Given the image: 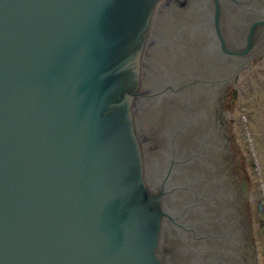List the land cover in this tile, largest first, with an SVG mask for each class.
Instances as JSON below:
<instances>
[{"label": "water", "instance_id": "1", "mask_svg": "<svg viewBox=\"0 0 264 264\" xmlns=\"http://www.w3.org/2000/svg\"><path fill=\"white\" fill-rule=\"evenodd\" d=\"M124 9L128 10L127 8ZM122 10L123 8L120 7V14L125 12ZM251 16L253 18L258 17L259 19L260 17H264V11L262 12V15L252 14ZM258 19L254 21L252 26H249L248 22L244 23L246 24V32L242 31V34L246 33L244 38L248 39L247 44H245V42H242L243 40H240L239 43H236L233 40V37L236 33L234 31H231V37L234 42L231 43L232 48H229L223 35L220 34L222 41H218L217 46L215 47L214 45L213 48L215 47L214 52H218L221 55V58L216 60L214 58H210L209 64V66L212 68H218L215 69L216 73L214 75H211L212 72H207V75L199 74V69L201 68V66L208 64V59L207 62L202 63V61L200 62L201 64H198V129L203 133V141L207 140L209 142H215L217 133L220 134V141L222 142H219V144H221L220 149L223 148L221 151L224 155V160L218 161V155L214 154L212 170H215V172L219 174H222L221 172H224L227 174L226 176L230 178L225 182L227 187V200L225 206L220 202V213L222 214L225 209L224 215L221 217L220 221L217 220L219 222H215L214 224L203 222V224L204 228L217 226L220 229L224 225L231 224V226L235 230L236 236L232 238L234 240L233 248L230 249L229 247H226L224 251L225 257L227 259V264H258V255L252 238L253 227L250 225L247 216V204L249 203L250 192L249 185L246 179L241 180L232 170L234 155L229 151L228 148L229 145L227 139H230L229 134L222 133V127L223 125H225L226 121L223 117V109L220 105L221 103L219 104V100L222 98L221 92L224 89L226 83L233 77L237 78L238 72L246 65L247 61L245 58L244 62L240 63L239 65H229L230 73L227 77L224 78L226 79V82H224L222 79L225 73L223 72L222 66L227 65V60L226 54L221 51V48L230 56L235 54L243 56L247 55L248 52L250 53V50L255 45V37L258 31H260L258 30L259 25H264V18H260V20ZM126 21H128V19ZM83 24L84 22L81 23L78 28H82L84 26ZM113 24L115 25L114 20ZM22 32L26 33L25 31ZM112 32H114V29H112ZM88 37L89 35L87 34L79 33L77 35L75 34L74 38L72 37L70 41L68 40L66 42V38L61 37L59 43L55 48V58H50L49 63L46 67V71L43 73V75L39 73L30 74V79L24 80L26 81V87H28V89L25 88L23 90L24 94L20 93L19 96L21 99H27L28 102H30L29 100H33L35 103H38L39 100H43L45 98L51 99L52 97L53 99H51L50 101L53 104H55L54 101H62V103L66 102L64 106L68 108V114L78 119L79 122L78 127L75 130L79 132L78 135L81 137V139L85 140L87 145H90V135H82L81 130L88 124H91L90 120L98 118L97 112L100 111V109L104 110V107L101 104L103 100L102 97L103 94L105 95L104 92L109 90L111 87L108 86L105 88V85H103V83H105V79H107L109 73H113L111 70V63H109V58L113 54V51L115 49H113V47L115 43H111V47L109 50L103 49L102 47L100 48V53L98 55L100 60L98 63L96 58L90 60L88 57H79L80 50L78 46ZM18 41L19 36L14 35L12 37V43H16ZM73 41L74 45L71 43ZM26 51H34L36 53L33 58H31V55H29L32 61L40 60L43 56L42 53H44V51L39 47L38 43L32 40L27 41ZM36 57H38V59H36ZM231 59H237V57H231ZM229 61L231 62V60H228V62ZM204 67L205 69L207 68L206 66ZM99 68L101 69L100 77H98L97 74ZM218 76H220L221 79H218ZM44 77L45 79L53 78L51 81L53 84H56L57 87H55L54 91L48 90L43 91L45 93L40 92V95H38L37 98H33L29 92L34 91L35 88L39 89L42 84V80H44ZM200 77L203 78V80H200ZM36 79H38V81H36ZM72 81H74V83H72ZM9 87L13 88V85H10ZM19 90L16 92L18 93ZM210 96H212L216 100V102L214 103V106L208 107V105L206 104L209 103H207V99ZM94 98L96 103L89 104V102ZM78 101H82L83 104L79 105ZM0 107H3L2 99H0ZM202 107L204 109H202ZM212 108L213 113H211ZM208 112L209 114H207ZM54 115H56V119H54ZM58 117V114H52L47 118L50 119V121L49 124L46 123V140L49 144L52 143V145L48 146L50 148L46 147L43 151V153L46 154V156H44V158L46 159L45 164L48 167L49 171V174L46 175L47 184L50 187L53 186V189L52 191H46V195H43L41 191L37 189V196L43 200V207L40 210L38 209V207H27L23 200H21L19 204L10 202L4 205L0 213V251H2V253H0V264H58L61 260H67L71 261V263H76L79 260L78 257L80 256V254L83 251L88 250L86 248H92L99 252L104 244L102 243V241H98L95 237L92 238L90 242L86 241V239H83L80 242L75 241L77 240L78 235V230L77 228H75L76 224H78V220H76V217L73 216L76 211V204L79 202L82 196L85 197L90 206L93 207L94 204L93 201H91L88 196H86L88 194L87 187L86 185H84L86 175L84 171H82L84 165L90 157L88 156L82 162H79L77 167L73 161L66 158L65 152L61 150V147L58 148L56 147V145H53V137L56 127L55 124L57 123ZM1 118H5L7 120V128L13 123V116L9 111L0 110V119ZM86 119H88V121H86ZM93 122L94 121H92V123ZM206 124L209 125L208 129H206ZM213 127H216L215 129L217 130V132L215 133L214 130L213 134H209L210 132H212ZM99 128H101V125H99ZM205 129L210 132L208 133ZM206 133L208 134V136L206 135ZM224 135H226L227 139L224 138ZM63 140L65 139L63 138ZM198 145H201V141L199 138ZM77 154L80 156H86L87 153L83 147H80V150ZM71 156L75 157V152ZM99 159L101 160L102 156H100ZM237 167L240 168V165H237ZM98 171V175L100 177V172L102 171L101 165L100 170ZM198 172L204 173V166L198 164ZM66 175H68V178L70 179L75 178L77 180V183H71L67 185L66 189H64L63 191V188L60 187V180L66 178ZM213 187L215 186L213 185L212 188ZM202 188V195L205 196L206 192L210 190V186L204 185L202 186ZM111 192H113V190ZM126 192L129 194H131L132 192H138L137 177H134L132 182L129 183ZM205 198L207 199L209 198V196H205ZM71 204L72 209L69 208ZM115 204L117 203L115 202L114 205ZM67 205L68 207H66ZM208 208L210 207H206L202 210V212L206 213ZM210 209L213 210L212 208ZM112 215L113 213L102 212L100 209H97L94 211L95 218H93V221H95L96 218H102L105 221H110L111 219L114 225L115 223L113 222ZM102 216H104V218ZM120 216L121 217L116 218L120 221V225L117 227L116 225L112 227L113 232L118 233L122 241L121 245H118L117 250V253H122L117 257L118 259L116 260L115 264H128L129 261L131 262L129 257L133 259L132 257L136 258L141 253L145 254L146 259L144 260V262L146 263L148 261L149 243L150 245L152 244L150 239L151 235L149 234V241L144 243V240L148 238H145L146 236H143L145 234L142 230L139 229V233L142 236L140 238L138 237L139 234H137V237L135 239L137 247L133 249L134 253H132L131 250L127 247V238L123 237L125 235V232H128V234H130V231H127L125 227L131 228L130 226L133 225L134 222L132 221V216L128 215V213L121 214ZM225 216H227L228 219H225ZM64 217L69 218V223L73 227V234H65L69 239L70 237H72L73 243H68V241L66 243L65 251L67 252V246L71 248V252H67V256L64 255V247H62L63 244L61 242L58 243V245L56 246L58 253L56 261L50 251L46 252V255H44V252L46 248L48 249L50 245L57 242L56 236L53 237V235L57 230L56 227L61 226V224L64 223ZM29 220L36 221L35 229L33 225H28ZM55 224H58V226H55L52 229V225ZM148 224H152V222H149L148 220ZM123 231L124 233H122ZM32 239L33 241H31ZM220 240L223 241V236H221ZM75 242L78 243V247H80V249L76 247ZM61 252H63V254H61ZM127 253H129V257ZM90 254H92V252H90ZM84 264L91 263L89 261H85Z\"/></svg>", "mask_w": 264, "mask_h": 264}, {"label": "bare ground", "instance_id": "2", "mask_svg": "<svg viewBox=\"0 0 264 264\" xmlns=\"http://www.w3.org/2000/svg\"><path fill=\"white\" fill-rule=\"evenodd\" d=\"M163 2L159 0L154 9L149 42L141 61L139 78L145 92L137 96L134 105L131 104L135 137L144 164V181L160 192L166 211L163 245L170 243V249L166 251L162 246L161 253L166 264H227L224 251L226 247L233 248L235 230L231 224L221 229L217 226L204 228L203 224L221 220L225 211L220 213L221 203L225 206L227 200L225 182L230 179L226 173L212 170L214 154L218 155V161L224 160L220 134L217 133L215 142L203 141V133L198 129V47L206 55L202 63L208 59V64L199 69L201 75L207 72L214 75L218 68L209 66L210 58H221L214 52L217 40L212 25L205 21L213 13L212 0H190L189 6H169L167 16L159 11ZM219 3L226 10L231 9V18L236 22L237 13L230 2L219 0ZM226 22L225 19L221 29L229 43ZM213 43L215 47L211 49ZM227 63L231 65L230 61ZM222 67L226 71L222 80L226 82L224 78L230 73V66L227 70L224 65ZM215 102L210 96L206 105L214 106ZM208 127L206 124V129ZM215 128L212 132L205 130L213 134L214 130L217 132ZM198 138L201 145H198ZM198 164L204 166V173L198 172ZM204 185L210 186L205 195L209 196L207 199L202 195ZM206 207L213 210L208 208L203 213ZM168 216L178 226L167 225Z\"/></svg>", "mask_w": 264, "mask_h": 264}, {"label": "rangeland", "instance_id": "3", "mask_svg": "<svg viewBox=\"0 0 264 264\" xmlns=\"http://www.w3.org/2000/svg\"><path fill=\"white\" fill-rule=\"evenodd\" d=\"M184 6L190 0H171ZM238 95H233L234 89ZM223 109L229 119L234 143L230 150L236 155V163L244 165V173L252 190L249 217L255 227V240L259 247L260 264H264V210L260 202L264 201V55H256L250 67L244 69L237 85L225 96ZM223 133L228 131L222 127ZM226 133V132H225ZM232 144V141L229 142Z\"/></svg>", "mask_w": 264, "mask_h": 264}]
</instances>
